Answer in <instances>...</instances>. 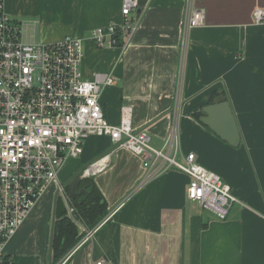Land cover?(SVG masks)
<instances>
[{
	"label": "crops",
	"instance_id": "0c3cea01",
	"mask_svg": "<svg viewBox=\"0 0 264 264\" xmlns=\"http://www.w3.org/2000/svg\"><path fill=\"white\" fill-rule=\"evenodd\" d=\"M138 2L132 13L136 26L123 38L124 45L104 47L113 51L112 59L86 77L97 72L114 75L115 83L101 95L107 119L117 124L121 108L129 107L132 127L145 129L155 147L175 122L180 133L178 158L193 152L200 165L230 185L242 204H233L224 219L213 216L187 199L189 176L176 169L126 198L143 173L140 158L108 137L90 136L83 143L79 156L84 162L79 166H99L92 177L108 217L68 258L69 252L52 263L57 202L51 186L7 242L10 264L16 256L28 254L33 259L21 264H87L99 258L104 264H264V19H253L254 10H264V0ZM121 4L122 0H2L6 14L19 25L21 40L31 43L73 35L82 38V44L95 45L90 31L120 23ZM195 8L204 11V24L186 28ZM58 27L65 30L56 32ZM218 95L230 101L239 133L235 145L203 121L222 120L218 110L209 115L205 110ZM108 106H117L116 117L109 116ZM94 138L106 141L91 144ZM46 213L47 248L30 247Z\"/></svg>",
	"mask_w": 264,
	"mask_h": 264
},
{
	"label": "built area",
	"instance_id": "2783aa9c",
	"mask_svg": "<svg viewBox=\"0 0 264 264\" xmlns=\"http://www.w3.org/2000/svg\"><path fill=\"white\" fill-rule=\"evenodd\" d=\"M138 0H122L120 23L93 28L90 37L100 48L122 46L123 38L135 29ZM253 19L260 23L264 10H254ZM202 9H191L186 28L203 25ZM82 38L73 35L50 42H24L19 25L3 9L0 0V264H10L5 246L39 198L51 186L56 202L64 201L66 216L72 221L74 209L64 192L59 174L64 164L77 158L84 141L90 136H105L111 142L136 154L143 173L127 197L152 179L170 169L189 176L186 197L203 210L224 219L233 204L242 202L232 193L222 177L200 165L193 152H180V133L175 122L155 147L145 129L131 124L129 107L121 108L120 120L111 123L104 112L101 95L115 83L111 72L83 76ZM99 170L96 162L86 166L82 176ZM108 217V216H107ZM104 217L67 255L90 239ZM99 258L87 264H104Z\"/></svg>",
	"mask_w": 264,
	"mask_h": 264
},
{
	"label": "trees",
	"instance_id": "16d2710c",
	"mask_svg": "<svg viewBox=\"0 0 264 264\" xmlns=\"http://www.w3.org/2000/svg\"><path fill=\"white\" fill-rule=\"evenodd\" d=\"M79 166L75 171L81 170ZM75 173V172H74ZM72 173L65 180V189L68 193L69 181L79 174ZM70 204L74 209V215L87 227H94L107 213L106 202L98 189L92 176L80 177L75 186V193L70 197ZM79 239L78 230L74 222L66 216L55 215L54 227L51 237V262L55 263L70 250Z\"/></svg>",
	"mask_w": 264,
	"mask_h": 264
},
{
	"label": "rangeland",
	"instance_id": "374dc122",
	"mask_svg": "<svg viewBox=\"0 0 264 264\" xmlns=\"http://www.w3.org/2000/svg\"><path fill=\"white\" fill-rule=\"evenodd\" d=\"M54 30L56 32L64 31L65 27L54 28ZM36 31H37V29L35 30V32ZM112 57H113V51L107 50L106 48H100V47L97 48L95 45H92V44H83V58H82L81 66H80V69L82 71L83 76L87 77L88 75L94 73L95 71H97L99 69L100 64H102L105 60L106 61L111 60ZM108 110L110 112V115H109L110 117H116V113L118 111L117 106H114V109L112 106H108ZM94 139H95L94 142H92L91 144H93V143L97 144L100 140H102L104 142L106 141L103 138L102 139L94 138ZM85 154H86V152L83 155H85ZM82 162H84V159L82 160L79 156L77 158H73V159L68 160L64 164V166H63V168L59 174V179L61 181V184L64 186V192L65 193H67L66 189H65V185H64L65 180L68 179L70 177V175L74 172H75L74 175L79 174V173H80V175L82 174L84 169L74 171L76 168L79 167V165ZM103 218L100 221H102ZM49 219H50L49 214L46 213L45 217L41 221V225L38 226L37 235L34 237L35 240L39 243L35 244V240H32L30 242V247L31 246L33 247L34 245H36V247H38V246H42V244L43 245L45 244L44 248H47V243H48V239L50 236ZM73 219L75 220L73 222L76 225L77 230H78V235H79L78 242H80L85 237V235L88 231L93 230L92 229L93 227L91 228V227L85 226L84 224H82V222H80V220H78L77 216H75V215L73 216ZM100 221L98 223H100ZM80 223L82 224L83 228L79 226ZM53 227H54V220H53ZM53 227H52V229H53ZM94 234H95V232H94ZM41 238H45V242H43L44 240L42 241ZM76 244L70 250H68V252H70L76 246ZM66 254L62 258H60V262L62 261V259H64ZM31 257L32 258L29 257V254L26 255L25 257L24 256H16V259L13 260V263H15V264H21L22 262L27 263L28 261H31L33 259V256H31Z\"/></svg>",
	"mask_w": 264,
	"mask_h": 264
},
{
	"label": "water",
	"instance_id": "95a60500",
	"mask_svg": "<svg viewBox=\"0 0 264 264\" xmlns=\"http://www.w3.org/2000/svg\"><path fill=\"white\" fill-rule=\"evenodd\" d=\"M218 110V116L222 118L221 123L218 122H212L211 120H206V118H203V121L206 122L216 133H218L222 138L226 139L230 144H237L239 141V133L238 128L236 125V120L234 117V114L232 112V107L230 104V101L228 100L226 95H218L213 99V102L211 105L208 106L206 110V114H210V110ZM82 177V175L76 176L73 178L68 185V195L69 198L73 197L75 193V186L77 180ZM66 211V207L64 204V201L62 199H59L57 201L56 205V214L57 216H61Z\"/></svg>",
	"mask_w": 264,
	"mask_h": 264
}]
</instances>
